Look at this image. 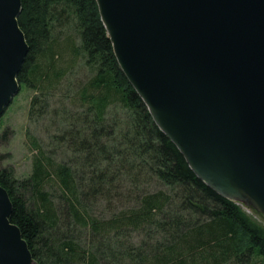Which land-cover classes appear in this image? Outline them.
<instances>
[{
	"label": "trees",
	"instance_id": "trees-1",
	"mask_svg": "<svg viewBox=\"0 0 264 264\" xmlns=\"http://www.w3.org/2000/svg\"><path fill=\"white\" fill-rule=\"evenodd\" d=\"M28 177L0 169L35 264H264V226L190 169L122 72L96 0H21Z\"/></svg>",
	"mask_w": 264,
	"mask_h": 264
},
{
	"label": "water",
	"instance_id": "water-1",
	"mask_svg": "<svg viewBox=\"0 0 264 264\" xmlns=\"http://www.w3.org/2000/svg\"><path fill=\"white\" fill-rule=\"evenodd\" d=\"M96 2L122 72L194 174L246 198L230 194L219 166L264 206V0ZM21 9L0 0V116L28 53ZM11 211L0 186V264H35Z\"/></svg>",
	"mask_w": 264,
	"mask_h": 264
},
{
	"label": "rangeland",
	"instance_id": "rangeland-1",
	"mask_svg": "<svg viewBox=\"0 0 264 264\" xmlns=\"http://www.w3.org/2000/svg\"><path fill=\"white\" fill-rule=\"evenodd\" d=\"M32 92L20 87L8 107L0 116V169L11 168L18 180L28 177L32 168V152L26 140V131H30L45 140L46 134L39 126L29 124L28 109ZM236 203L243 212L264 226V215L243 196Z\"/></svg>",
	"mask_w": 264,
	"mask_h": 264
},
{
	"label": "bare ground",
	"instance_id": "bare-ground-1",
	"mask_svg": "<svg viewBox=\"0 0 264 264\" xmlns=\"http://www.w3.org/2000/svg\"><path fill=\"white\" fill-rule=\"evenodd\" d=\"M167 109V108H166ZM165 115H167L169 118H172V119H174L173 118V116L171 115V114H169V113H165ZM175 125H176V127H178V124L177 123H175V122H173ZM166 127H167V131H169L170 132V127H169V125H166ZM179 128V127H178ZM180 129V128H179ZM171 136L176 140V142L178 143V141H177V137L175 136V134L174 133H171ZM218 170V172H219V174L223 177V179H224V182H225V184L227 185V187H229L230 188V194L232 195V196H239V194L240 193H242V194H244L245 193V197H246V199L249 201V202H253V204L255 205V209H257L261 214H263L264 215V206L260 203V202H258V200L254 197V196H252L250 193H248L244 188H243V186L237 181V179L235 178V177H233V176H231L230 174H228V173H226V171L224 170V169H222V168H219V166L218 167H216ZM240 189V190H239ZM243 189V190H242ZM244 193H243V192ZM246 191V192H245Z\"/></svg>",
	"mask_w": 264,
	"mask_h": 264
}]
</instances>
